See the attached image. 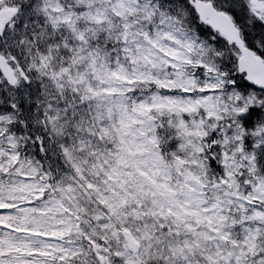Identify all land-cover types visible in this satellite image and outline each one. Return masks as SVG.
<instances>
[{"label": "snow or ice", "instance_id": "obj_1", "mask_svg": "<svg viewBox=\"0 0 264 264\" xmlns=\"http://www.w3.org/2000/svg\"><path fill=\"white\" fill-rule=\"evenodd\" d=\"M0 264H264V0H0Z\"/></svg>", "mask_w": 264, "mask_h": 264}]
</instances>
